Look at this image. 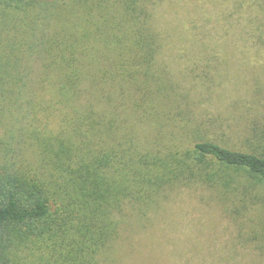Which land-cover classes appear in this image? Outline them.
Wrapping results in <instances>:
<instances>
[{
    "label": "trees",
    "instance_id": "obj_1",
    "mask_svg": "<svg viewBox=\"0 0 264 264\" xmlns=\"http://www.w3.org/2000/svg\"><path fill=\"white\" fill-rule=\"evenodd\" d=\"M156 4L0 0V107L30 88L31 58L56 69L41 81L47 105L24 99L37 160L0 168V264H24L21 247L32 264H103L129 205L145 213L168 190L198 184L237 214L264 188V129L237 149L180 109L158 66ZM252 233L264 256V221Z\"/></svg>",
    "mask_w": 264,
    "mask_h": 264
},
{
    "label": "rangeland",
    "instance_id": "obj_2",
    "mask_svg": "<svg viewBox=\"0 0 264 264\" xmlns=\"http://www.w3.org/2000/svg\"><path fill=\"white\" fill-rule=\"evenodd\" d=\"M154 21L163 38L158 66L175 83L180 109L214 140L247 149L248 137L264 129V36L254 31L264 29V0H157ZM23 71L30 88L0 107L3 170L21 167L23 158L37 160L25 132L32 116L24 99L47 105L51 95L41 81L56 74L41 56ZM252 195L245 215L198 184L168 190L145 213L129 205L113 260L103 264H264L251 239L264 221V188ZM20 249L22 262L32 264Z\"/></svg>",
    "mask_w": 264,
    "mask_h": 264
}]
</instances>
